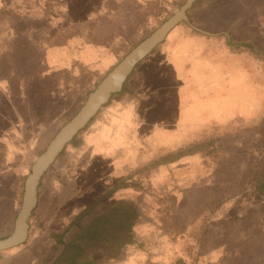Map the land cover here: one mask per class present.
<instances>
[{"label": "crops", "instance_id": "crops-1", "mask_svg": "<svg viewBox=\"0 0 264 264\" xmlns=\"http://www.w3.org/2000/svg\"><path fill=\"white\" fill-rule=\"evenodd\" d=\"M166 1L0 0V73L6 67V71L7 68L9 72L16 70L20 76L30 80V91L18 95L21 100L14 104L15 108L5 102L1 103L0 99V239L14 231L25 180L38 154L44 151L60 128L79 111L88 94L120 62L117 59L121 48L127 41L133 42L139 36L138 31L143 29L141 26L145 25L144 22L151 20L149 7L163 5ZM135 14H138V18H134ZM192 24L196 26L194 22ZM181 25L171 31L163 53L160 50L157 55L158 74L162 80L158 86L159 90H164L167 76L166 47L185 44L186 51L177 55V66L174 67L173 63L170 67L173 79L184 80L183 84L174 80V85L170 84L169 87V91L177 94L174 102L179 105L185 103L186 99L191 100L189 97L178 96L179 91L183 96L185 91L187 96L186 92L200 86L198 94L201 98H206L210 91L208 89L212 90L216 83L220 85L221 81L224 83L229 79L220 55V59H216L215 53L210 52L211 47H215L214 37L183 33L184 30H179ZM60 34L66 35L58 38ZM101 74L104 75L98 79ZM127 82L124 89L127 88ZM151 85L152 82L147 87ZM220 87L223 89L224 86ZM161 97L149 99L152 106L142 117L138 114L139 109L134 100L125 97L118 99L115 96L102 110L106 112L101 111L89 125L90 129L87 131L88 126L79 135L80 138L83 136L81 142L78 145L73 143L67 147L69 149H65L68 153L67 162L55 171L49 170L42 180L37 211L30 221L29 238L33 233L42 232L34 223V219H38V223L44 224L41 229L47 228L50 237L53 233L65 234L63 241L69 243L75 235L68 236L78 231V228L70 227L71 224L86 209L88 203L96 200L102 193L122 182V188L113 192L108 199L118 202V197L123 193L126 200L131 201L130 192L133 188H140L137 186L140 183L135 181L137 175L152 169L157 172L201 152L171 163H162L160 160L166 155L197 143L168 153L158 151V157L149 164L138 165L142 167L137 172H131L136 166L139 152L143 150L140 147L144 144L143 139L148 137L146 144L157 149L165 139V135L149 129L152 110L160 109L157 119L159 122L166 119L167 102ZM263 102L264 99L259 107ZM77 105V111L71 113L70 107ZM257 110L258 108L255 113ZM79 136L75 140L79 141ZM53 172L55 174L52 175ZM157 179H160L159 175ZM146 201L149 202L150 199ZM131 202L139 211L133 235L149 232L153 224L145 223L143 215L148 213L153 221H156V217L148 210L141 209L142 204L139 202L142 201ZM246 214L248 215L233 223L234 228H222V245L217 252L212 249V259L208 257V264L220 260L221 264H264V215L262 210ZM88 222L85 219L81 225ZM36 239L38 235L31 241L28 239L23 245L4 251L7 253L3 257L6 258H0V264H35L36 258L32 255L37 252L40 244ZM52 240L58 252L50 264L54 263L63 250L62 245H57L54 238ZM135 245L136 240L134 244L126 246L124 251ZM251 247L260 248L254 251ZM249 249L252 251L249 252ZM134 255L136 257H127L121 264H162L160 261H153L151 254L147 252L137 251ZM91 258L98 264L114 262L108 260L101 251L93 252Z\"/></svg>", "mask_w": 264, "mask_h": 264}, {"label": "rangeland", "instance_id": "rangeland-1", "mask_svg": "<svg viewBox=\"0 0 264 264\" xmlns=\"http://www.w3.org/2000/svg\"><path fill=\"white\" fill-rule=\"evenodd\" d=\"M184 2L185 0H167L163 5L149 7L151 20L145 18V25L141 26L143 29L138 31L139 36L133 42L127 41L124 44L117 60L120 61ZM135 15L137 17L134 18H138V14ZM190 16L197 28L214 34L228 32L234 45H250L258 50L241 46L231 47L225 37H220L213 38L215 47H211L210 52L215 53L216 59H220L218 57L220 55L221 61L225 63L222 66L228 71L226 73L228 76L230 73H234L235 76L240 75L243 87L245 86L255 95L258 94L262 101L264 54L261 50L264 49V0H203L190 11ZM181 29L184 30L183 33L201 36L186 24H182L179 30ZM63 35L66 34H60L58 38H62ZM165 44L166 42L137 67L128 79L126 92L116 96L118 99L125 97L134 100L139 109L138 114L142 117L150 105L152 106L149 100L152 97L162 96L163 101L167 102L166 119L161 122L157 120L160 109L156 108L150 115L149 126L150 130L165 135V139L161 141L159 149L150 148V145L146 144L149 141L148 137L143 139L144 144L140 146L143 150L139 152L136 166L131 172H137L142 167L138 165L149 164L158 157V151L168 153L179 147L196 143L208 142L212 145H207L200 153L187 157L176 165L157 172L155 169L148 170L135 177L136 183H140L137 184L140 188H133L134 190L130 192L131 201H142L139 202L142 204L141 209L148 210L156 217V221H153L148 213L144 214L145 223L153 224L149 232L134 234L137 245L132 246V249L123 250L121 256L112 264H121L127 257H136L134 253L137 251L150 253L153 261H160L162 264H174L179 259L187 264H208V261L210 262L207 260L208 257L212 259V249L217 252L222 245V228H234L233 223L238 218L242 219L248 215L246 213L262 210L264 215V198L257 194L255 186L256 180L264 176V102L261 107L258 108L257 105L254 108H258L256 113L242 112L240 108H236L229 114H225L224 109L218 114L214 112L212 114L208 110L210 107H207L205 115L195 119H188L184 114L175 115L172 111L173 104L176 105L172 98L173 92L159 90L158 86L162 80L158 74L157 55L160 50L163 53ZM7 69L6 71L4 67L0 73V99L1 103L5 102L14 107V104L21 100L18 95L30 91V80L20 76L16 70L9 72V68ZM103 75H99L98 79ZM150 82H152L151 87H147ZM225 82L221 81L220 85L216 83L212 86V90L208 89L209 95L202 99L211 100L216 96L221 100L226 98L231 87ZM218 86L224 87L221 89ZM199 87L186 92L187 96L183 89L184 96L180 91L178 96L191 98V92L199 93L197 90ZM89 91L88 89L87 92ZM150 93L152 96H149ZM192 101L193 98L186 99L185 103L177 105L184 108ZM78 107V105L71 106V113L76 112ZM103 112L106 111L101 113ZM244 113L246 115L243 116ZM82 137L79 136V142ZM67 154L66 151L62 153L50 171H55L65 164L68 160ZM157 175L160 177L159 180ZM107 191L101 194V204L91 216L86 218L87 222L100 213L107 204L114 202L104 196ZM118 199L126 201V195L121 193ZM146 199L150 201L147 202ZM93 202L88 203L86 208ZM34 223L39 230H42L41 234L33 233L29 238L31 241L38 235L36 242L40 243L37 252L32 255L36 258L35 264H50L58 252L57 246L53 244V237L47 233V228L41 229L44 224L38 223V219H34ZM76 231L68 238L76 235ZM251 248L257 251L260 247ZM250 251L252 250L249 249ZM2 253L0 258H6L3 255L7 252ZM214 258H217L216 255ZM219 263L221 264V260L217 263L211 262V264Z\"/></svg>", "mask_w": 264, "mask_h": 264}, {"label": "water", "instance_id": "water-1", "mask_svg": "<svg viewBox=\"0 0 264 264\" xmlns=\"http://www.w3.org/2000/svg\"><path fill=\"white\" fill-rule=\"evenodd\" d=\"M198 0H186L158 28L130 50L120 62L97 84L73 118L60 128L55 137L43 152L36 157L30 174L25 180L24 194L20 211L15 220V228L11 235L0 239V253L25 244L29 239L31 219L37 209L39 189L44 176L62 155L65 149L78 137L109 105L117 95L123 93L125 83L134 71L157 48L163 45L173 29L181 24L189 25L193 31L209 37H225L231 47H247L258 51L250 45H234L228 32L210 33L194 26L190 20V11Z\"/></svg>", "mask_w": 264, "mask_h": 264}, {"label": "trees", "instance_id": "trees-1", "mask_svg": "<svg viewBox=\"0 0 264 264\" xmlns=\"http://www.w3.org/2000/svg\"><path fill=\"white\" fill-rule=\"evenodd\" d=\"M203 0H199L195 7ZM264 54V49L261 50ZM126 92L124 89L123 93ZM78 145L79 141L75 140ZM212 143H201L181 149L176 153L168 154L161 158L162 163H171L181 157L203 151V148ZM157 162L155 163V165ZM124 184L119 182L113 189L105 193V197H110L117 189ZM257 194L264 198V176L256 180ZM102 197H98L86 208L71 224L70 227L78 228L77 234L69 242L64 243L65 234H52L58 245L63 246V250L55 259L53 264H98L91 258L93 252L101 251L108 260H117L124 248L134 244L133 228L139 218V211L131 201H118L107 204L100 213L85 225H81L88 216H91L96 208L101 204ZM69 229L66 231V233ZM176 264H185L182 260Z\"/></svg>", "mask_w": 264, "mask_h": 264}, {"label": "bare ground", "instance_id": "bare-ground-1", "mask_svg": "<svg viewBox=\"0 0 264 264\" xmlns=\"http://www.w3.org/2000/svg\"><path fill=\"white\" fill-rule=\"evenodd\" d=\"M174 30V29H173ZM180 46L178 47H174L169 45V47H167L168 51L166 53V72H167V76L165 78V88L164 90H169V87L171 85H174V80L173 77L171 76V64L172 66L174 65L173 63H175L174 67L177 66L176 63V59H177V55L179 53H183L184 51H186L185 48V44H179ZM174 67L172 70H174ZM182 79V78H181ZM179 80H175L178 84H182L184 82V80L180 81ZM242 78L239 76H235L234 73H230L229 74V79H228V84H230V91L229 94L226 98H224L223 100L219 99L218 96H216L215 98L211 99V100H203L202 98L199 97L198 94H194V92H191V98H193V101L187 106V107H179L177 104L173 105V113H175V115H182L184 114V116L188 119H195L198 116H203L205 115V111L207 110V107H210V109H208L212 114L214 112V114H218L219 111L223 110L225 111V114H229L230 112L232 113V111L236 108H240V110L242 112H255V107L259 108V104L261 103V97L258 94H253L252 92H250V90H248V88H245V86L243 87V83H242ZM210 85V83H209ZM167 87V88H166ZM207 89V88H206ZM177 94L173 93V99L175 100L174 97H176ZM172 114V113H171Z\"/></svg>", "mask_w": 264, "mask_h": 264}]
</instances>
